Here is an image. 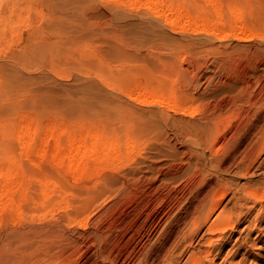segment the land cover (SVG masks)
<instances>
[{"label":"rangeland","instance_id":"1","mask_svg":"<svg viewBox=\"0 0 264 264\" xmlns=\"http://www.w3.org/2000/svg\"><path fill=\"white\" fill-rule=\"evenodd\" d=\"M67 1L0 0V128L28 121L37 130L33 140L43 148L36 163L23 160L24 214H0V264H63L65 258L67 264H164L187 228L183 208H176L191 190L217 179L236 187L264 180L263 154L247 175L236 173L251 141L245 127L254 126L249 132L255 134L264 125V0H166L183 6L190 22L181 29L125 0ZM194 17L212 24L219 35L193 31L199 25L191 22ZM249 32L248 38L234 37ZM141 88L165 95L170 89L168 96L173 94L182 109L137 102ZM213 119L224 126L206 148L198 142L197 124ZM48 125L55 127L53 134L101 130L120 144L131 140L134 147L116 164L97 161L74 176L65 168L66 158L58 160L65 143L56 146ZM207 157L221 159L224 170L200 177L198 165ZM39 175L58 188L44 206L51 212L47 208L49 213L34 216ZM59 194L69 201V211L88 199L81 215L85 225L65 222L63 211L54 210ZM255 211L241 218L224 247L227 251L238 234L249 235L254 244L242 264H264V210ZM250 220L255 228L243 229ZM89 240L91 249L83 244ZM94 250L109 254V261L102 262Z\"/></svg>","mask_w":264,"mask_h":264},{"label":"bare ground","instance_id":"2","mask_svg":"<svg viewBox=\"0 0 264 264\" xmlns=\"http://www.w3.org/2000/svg\"><path fill=\"white\" fill-rule=\"evenodd\" d=\"M125 2H127V4L129 6L130 5L131 6L132 5L137 6V7L142 6L145 9H149L150 12H152L155 16L160 17L161 19L164 20V22L168 23V25L170 24L173 28L181 29L185 26L186 23L190 22L189 19H186L188 17H185V15H184L185 11H184L183 6L179 3L173 4L169 1L167 2L166 0H125ZM75 3H76V1H75ZM67 4L72 5L71 3H69V1H67ZM60 5H62V4H60ZM57 6H58V3H57ZM64 6H66V4ZM75 6L74 7L72 6V7L75 8ZM72 7H70V8H72ZM214 8H216V7H214ZM67 9H69V8H67ZM215 10H217V9H215ZM234 15H235V13H234ZM237 21H238V19H237ZM191 22L192 23L199 22V25H196V27H192L193 28L192 30L195 32L198 30H201V31L208 32V33H214L217 36L220 33V32L218 33V30H215L213 28L212 24L211 25H205L203 18L194 17L191 20ZM1 25H2V23H1ZM155 33L156 32L153 29H151V32H150L151 35L149 33L148 34L153 39L154 37H156ZM251 34L252 33H250V32L239 34V35L237 33H235L234 37L237 39H243V38L250 37ZM150 36H149V38H150ZM164 39H166V38H164ZM169 90L167 91L168 95L170 93ZM168 95H165L162 92H157V90H154V89H152L150 91L149 90L146 91V88L145 89L141 88L140 91L137 92V95L134 97V99L137 102L143 103V104L144 103H146V104L151 103V104L164 105L167 110H172V111L177 110L178 111L179 109H182L178 106V101L176 103V101L174 100L175 98L171 97L173 94L172 95L170 94L171 96H168ZM140 114H142V113H140ZM150 114L153 115L152 113H150ZM144 117L146 118L145 115H144ZM142 118H143V116H142ZM157 118H159V117H157ZM148 119L151 120L152 118L151 119L148 118ZM157 120H159V119H157ZM217 121L218 120L213 119L211 121H205L204 123H202V125L200 124L201 126L199 124H197L199 126L198 131H196V136H197L198 142L200 140L201 142H203V144L205 143L204 146L206 145L205 146L206 148L207 147L211 148L214 145V143L217 142V138L219 137V131L224 126V125L222 126V125L218 124ZM158 122L159 121H146L147 124H156V125H158ZM178 122H179V120H178ZM184 122L185 121H183V123ZM186 122H188V120H186ZM183 123H181V125ZM197 123H199V122H197ZM183 125H187V124H183ZM250 125L251 124H249L248 126L245 127L244 132H246V136L249 134V140H251V141L249 142V144L247 143V146L245 145L246 148H244L243 152L241 153L240 160H239L238 164L236 165L237 166L236 173H238L241 176L247 175V173L249 172V169L252 167V165H254L255 161L261 156V154L264 155V125L260 126V128L257 126L258 127L257 131H256V129L254 130V131H256L255 134L252 132H249L250 128L254 127V126H250ZM195 127L193 126V128L195 130H197V127L196 128ZM235 127H237V126H235ZM235 127H233V128H235ZM46 128H47L46 131L49 133L48 135L53 136L52 138H53L57 147L59 146L60 142L63 141L65 143V147L63 148L62 153L59 155L58 160L65 157L66 158L65 168L67 171H70L71 173H73L74 176L80 175L81 172H84L87 169L94 167L97 161L111 160V162L113 164L114 163L116 164V163L120 162L125 157L124 155H128L129 152L134 147V145H133L134 143H132V141L127 139L126 137H125L126 139L124 141L122 140L123 142H121V144H120V142H117V140L112 139L113 136L110 137L111 139H109V136L106 137L105 133L103 134V132L101 130L100 131L83 130V128L79 127V128H81V130L79 129L80 135L77 136L78 130L75 131L77 133H75L73 131V134H72L71 133L72 131H68V130L63 129V130H60V132L58 134H53V132H54L53 128H55V127H53V125H48V127L46 126ZM222 130H221V132H222ZM231 130L233 133L234 129H231ZM229 132H230V130H229ZM237 132H238V130H237ZM225 133H227V132H225ZM36 134H37L36 127L34 125H31L30 123H28V121H21L20 123H13L12 127L7 128V130L4 128H0V214L3 211H13L17 216H22L25 212V211H23L24 210L23 209L24 208L23 207V203H24L23 201H25L23 197H24V193L26 192L28 187L25 185L23 178H22V175L24 173V169L22 167L25 166V164H24V166H22V164H23V160H24V163H25V161H28V162L30 161L31 163H33V162L36 163L37 161H39L38 158L41 157V155H42V149L43 148L40 146L41 142L36 143L33 140V138ZM74 134H75V136H74ZM106 135H108V134L106 133ZM242 135H243V133H242ZM252 135H253V137H252ZM48 137H50V136H48ZM48 137L47 136L44 137L42 139V143H45L47 141ZM7 138L9 139V141H10V139H12V141L8 143ZM6 142H7V144H6ZM123 152H125V154L122 156L121 154ZM203 154H201V155H203ZM201 158L203 159L204 157L201 156ZM219 160H221V159L218 158V160H217V159L212 158V157H209L207 161L203 160L202 161L203 163L201 164V166L198 165V171H197L198 175L201 177L204 172H205L204 174H206V172L208 173L209 171H214V172L223 171L225 166L223 167L222 166L223 162L219 161ZM196 167H197V165H196ZM261 172L264 174V169H262ZM210 173H212V172H210ZM39 176H38V179L36 182L37 183V185H36L37 191L36 192L39 196L38 198L40 201H38V203H37V210L33 209V211H31V213H33L34 216L35 215L41 216L44 214L43 212L47 211V208H49L50 206L45 207L46 210L44 209V206H45L46 202L50 199V196L52 197V193L54 191H57L56 189L58 188V187L57 188L55 187L54 183L50 184L48 182L49 180L48 179L46 180L45 175L40 176V178H39ZM48 183H49V185H48ZM198 184L200 185V183H198ZM234 184L235 185L233 186L232 182L228 181L226 179H221L219 181L217 179L215 184H211L208 187H206L205 189H200L201 191L198 190L197 187L195 189L196 192H193L191 190V193H189L190 197H186L184 202L183 201L179 202V204H178L179 206L177 205L178 207L176 209L183 208V210L182 209L181 210L185 214L184 217L187 218V221H186L187 228L181 232V235L173 243L174 246L172 248V251L168 254L167 259L165 257L166 262L164 264H177V263H179V264H242L244 262L245 257H246L245 254L249 252V248L254 244L252 239L248 238L249 235L245 238H242L241 234H238L239 236H237L233 239L231 247L227 251H224V247L226 246L227 243H229L232 240V238H233L232 233L234 231H237L236 227L240 223V220L243 216H246L252 209H255V208H256V211H255L256 215L260 214V212H262L264 210V180L260 181V183H258L259 185H257V186H251L250 184L246 183L244 186L240 185L239 187L238 186L236 187L237 183H234ZM199 185H198V188L200 187ZM54 188H56V189H54ZM62 189L63 188L60 189V192H64V190H62ZM102 190L104 191L103 188L99 189V191H102ZM97 193L98 192H96V191L91 192V194H93V195L97 194ZM59 195L61 197V200H59L56 203L55 206L57 208L54 210L59 211V209H60L63 211L64 217H65V222H69V223L74 222V223H76V225H78L80 227L85 225L86 219L81 217V215L84 212L86 201L88 199L82 198L80 200V201H82V204L77 203L72 208L73 210L69 211V210H67L68 206H69V201L66 199H63V196L61 194H59ZM227 196H228V199H226L225 203L223 204L222 201H224V199ZM33 199L34 198H32V200ZM228 201L232 202L231 206H227L226 202H228ZM35 202L36 201H34V203ZM180 203H181V206H180ZM34 206H35V204H34ZM53 208H55V207H53ZM176 209L174 212L178 211V210L176 211ZM50 212H51V209H50ZM170 215H172V214H170ZM254 217H255V215H254ZM252 226H254V228H255L254 223L250 220L248 223H246L244 225L243 229L250 228V230H253L254 228H252ZM241 230H242V228H241ZM96 231H98V230H96ZM80 235H81V233H80ZM62 236H65V235H62ZM259 238H260V236H259ZM61 239H63V238H61ZM244 239H246V240H244ZM63 241L64 242L66 241V243L69 242L67 239L63 240ZM63 241H59V243L63 242ZM75 241H73V242H75ZM247 242H249L248 245H247ZM76 243L79 244V242H77V241H76ZM22 244H24V241L22 242ZM83 244L86 245V247H88L89 249L92 248V247H90L91 245L93 246L92 240H89L87 242L85 241V242H83ZM77 245L74 244V248ZM245 245H247V247L248 246L249 247L247 248V247H245ZM66 246H67V244H66ZM242 248H243V250H242ZM73 249H71V251ZM168 250H169V248H168ZM71 251L69 250V253ZM94 251L97 252V255L102 259V262L103 261H106V262L109 261L108 260L109 254L104 255V252H102L101 250H99V251L94 250ZM94 251H92V252L94 253ZM73 252H75V250H73L71 253H73ZM185 252H186V255L184 257L183 254H185ZM71 255L69 254L68 257H70ZM182 255H183V257H181ZM236 255L239 256V258L236 259V257H235ZM144 256H146V255H144ZM67 260L68 259L65 258L61 262L63 264L64 263L67 264L68 263ZM109 262L113 264L116 261L113 260V261H109ZM15 264H20V262L16 261ZM98 264H100V263H98Z\"/></svg>","mask_w":264,"mask_h":264}]
</instances>
